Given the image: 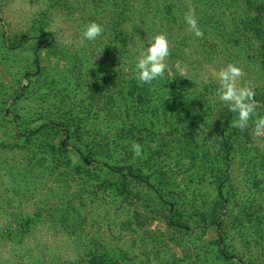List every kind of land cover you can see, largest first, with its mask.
<instances>
[{
	"label": "rangeland",
	"instance_id": "374dc122",
	"mask_svg": "<svg viewBox=\"0 0 264 264\" xmlns=\"http://www.w3.org/2000/svg\"><path fill=\"white\" fill-rule=\"evenodd\" d=\"M254 1L0 0V264H87L95 251L117 264H264V136L251 121L245 130L231 127L224 163L217 137L227 105L212 75L234 63L242 83L264 90V38L256 31L264 32V11L255 25ZM116 6L125 14L118 25ZM189 8L203 37L184 21ZM90 22L103 28L93 41L83 38ZM157 33L169 41L168 68L144 84L135 79L136 56ZM164 78L195 101L190 119L167 107L156 121L160 113L139 108L141 93L149 110L158 106ZM199 104L204 116L192 120ZM256 114L264 115L259 102ZM57 124L88 155L95 134L123 127L122 172L134 166L143 178L128 177L119 192L114 172L83 165L60 145ZM223 177L228 201L211 224Z\"/></svg>",
	"mask_w": 264,
	"mask_h": 264
},
{
	"label": "trees",
	"instance_id": "16d2710c",
	"mask_svg": "<svg viewBox=\"0 0 264 264\" xmlns=\"http://www.w3.org/2000/svg\"><path fill=\"white\" fill-rule=\"evenodd\" d=\"M258 3V4H257ZM264 11V0H256L254 1V8H253V22L255 23V25L257 24V22L259 21V16L263 13ZM122 15L125 16V14L123 13L122 8L119 9V7L116 6V8H114V13H113V18H115V22L113 23L114 25H118L121 21V17ZM117 27V26H116ZM257 34L259 36L262 35V37L264 38V32L260 31V28H256ZM39 33H43L42 30H39ZM120 34V33H119ZM117 35V34H115ZM121 35V34H120ZM117 37V36H116ZM121 39H124V37H122ZM18 43V40L16 42H12V45H16ZM261 55H262V61H261V65H262V69L264 72V45L262 46V50H261ZM170 79L171 78H164L162 82V86L163 88L166 90V94H163L162 96L156 98V105H158L157 107H153L150 108L149 107L153 106L150 103L147 104L148 100H147V95L141 93V95L139 96V108L142 109V112H146V111H150L151 115H157L158 113H160L158 115V119H156V121H159L160 116L162 115V111H164L165 108H170V110L174 111L177 110L178 108L184 109V116L183 117H188V119H190L191 117V111H193V109L191 111H189V107H192L193 105L195 106V101L194 104L191 102V100L187 99L186 96L181 93L182 92V88H180L179 84H173V86H170ZM171 91V92H170ZM169 92V94H168ZM255 100L256 102H259L260 105H262L264 107V90H259L255 92ZM175 96H178L180 98V105L179 107H177L175 105ZM150 101H154V98H151ZM186 101V102H185ZM184 102V105H183ZM190 104L188 107H185V105ZM196 108L199 109V116H194L192 120H196V118H200L202 119L204 116V109L203 106H201L200 104L196 106ZM112 115L116 116V112H114ZM219 115L221 117V125H220V129H219V133H218V142L221 146V150L223 151V161L224 163H226L229 160V155H230V147L232 144V139L231 134L229 135L228 131L230 130L233 124V120L235 119V114L229 111L228 106L227 107H223L221 109V111L219 112ZM58 129H62L64 131V133H62L64 135L63 139L60 141V145L62 147L65 146H70L72 148V150L74 151L75 155L77 156L78 160L80 161V163H84L88 164L90 162L92 163H96L98 164V166H101V168H106L108 171L110 172H114L115 175H117V178H114V184L116 185V188H119V192H124V190L126 189V185H127V178L128 177H134V178H140L142 177L141 174V170L140 168L134 167V166H128L127 165V169L129 171V173H123L122 172V168L123 166L120 164L121 162V153L124 154L127 150V145H124L123 139H122V132H124V128L122 127L121 129L117 127H115L113 129V131H108L105 130V132L102 134L101 138H97V135L95 134V139L97 140V144L96 143H92V148L90 149V153L88 154H84L82 152V149L79 147V145L75 144V140H73V136H69L68 133H66L69 129H67V126H64V124H57ZM166 126V125H165ZM172 128H175V126L172 125ZM36 130V128H35ZM34 131V130H33ZM32 130H27L26 135H30L32 134L31 132H33ZM117 134V136H116ZM113 135V136H112ZM112 136V137H111ZM122 140V142H121ZM182 140L181 138H179L177 136V138H175L174 142H177V144H179ZM129 147V145H128ZM64 150H66L64 148ZM147 149H145L144 151H146ZM100 157V158H99ZM98 160V161H97ZM112 164V165H111ZM114 165V166H113ZM80 166H76L75 168V172L79 173L80 171ZM143 178V177H142ZM216 185H215V195H214V209L212 210L213 212V216H211L210 220L208 221V223H214L216 222V220L218 218L215 219L214 214H216V212L218 211V209L222 206L225 205V203H227L228 198L225 194L224 191V186H225V182H226V177L223 178H219L216 180ZM154 187V186H151ZM157 199L164 205L166 204V198L164 197L163 194H161L160 189H153ZM173 203V202H172ZM172 208H171V207ZM168 209H172L175 211L174 208V203L171 205H168ZM30 219V218H29ZM28 220V219H27ZM26 220V221H27ZM170 221V222H169ZM168 223L170 224H174L177 223L175 221H171L168 220ZM183 225V224H180ZM217 254L220 256H224V253L222 250L218 249ZM87 264H117L116 261L112 260L110 258V256L108 255V252L105 251H95L92 252L87 259Z\"/></svg>",
	"mask_w": 264,
	"mask_h": 264
},
{
	"label": "clouds",
	"instance_id": "9594fccd",
	"mask_svg": "<svg viewBox=\"0 0 264 264\" xmlns=\"http://www.w3.org/2000/svg\"><path fill=\"white\" fill-rule=\"evenodd\" d=\"M184 21L196 37H203L193 8H189L184 14ZM102 32L103 28L100 24L90 22L83 32V38L93 41L101 36ZM169 55V41L166 35L157 33L146 37L145 47L136 56L133 69L135 79L144 84H151L155 80L162 79L168 68L166 61ZM179 74L186 76L183 72ZM212 75L219 84L217 90L219 100L235 114L232 126L245 130L251 121L253 133L258 137L264 136V115L256 114L257 102L254 88L241 82L245 76L243 69L234 63H228L218 71H214ZM131 150L135 158L143 156L140 143L132 142Z\"/></svg>",
	"mask_w": 264,
	"mask_h": 264
}]
</instances>
